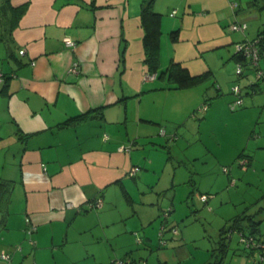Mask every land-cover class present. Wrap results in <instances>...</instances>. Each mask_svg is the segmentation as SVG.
<instances>
[{"label":"crops","instance_id":"1","mask_svg":"<svg viewBox=\"0 0 264 264\" xmlns=\"http://www.w3.org/2000/svg\"><path fill=\"white\" fill-rule=\"evenodd\" d=\"M141 3L0 0L2 18L9 22L3 37L8 50L0 53V179L12 185L0 229V264H8L2 252L10 255V264L126 259L130 264H210L214 253L202 250L204 239H187L185 231L179 237L177 231L161 246L156 237L160 223L153 219L166 207V200L158 198L166 194V177L163 170L153 178L154 164L137 148L166 139V128L159 126L166 117V102H160L166 97V77L150 75L145 64ZM231 3L239 4L232 9ZM176 9L185 16L182 22L195 11L219 23L222 12L228 13V29L234 22H255L254 31L247 28L230 40L234 45L255 40L264 29V0H155L161 32L166 27L162 16ZM261 51L264 69V45ZM175 60L192 75L211 72L205 63L192 70ZM158 66L166 69L159 54ZM244 71L246 94L254 104H264V83L254 80L247 64ZM236 97L242 105L241 94L240 103ZM84 114L90 118L60 126ZM243 158L239 165H250L251 157ZM98 200L100 208H88ZM27 217L34 232L26 231ZM140 227L142 239L136 233Z\"/></svg>","mask_w":264,"mask_h":264},{"label":"rangeland","instance_id":"2","mask_svg":"<svg viewBox=\"0 0 264 264\" xmlns=\"http://www.w3.org/2000/svg\"><path fill=\"white\" fill-rule=\"evenodd\" d=\"M181 14L176 9L175 17L167 12L162 16L166 27L159 38V61L161 58L168 67L171 61L182 59L192 70L206 64L212 78L189 90H168L172 85L166 81V97L160 100L166 102V117L159 125L166 128V139L137 148L141 157L146 156L154 164L157 172L153 178H159L163 170L166 177V194L158 197L166 200V207L153 219L160 223L156 237L162 215L171 210L167 224L174 226L178 234L185 231L187 239H204L202 250L214 253L210 264L222 259V264H264L257 253L247 252L239 242L238 232L230 228L233 219L264 208V104H254L251 95L246 94L244 77L235 75V45L231 42L238 40L240 32L228 29L229 14L222 12L220 23L215 16L200 18L199 11L182 22L185 16ZM8 25L7 17L3 20L0 12V53L8 50L9 44L3 38ZM256 26L255 22L247 23L248 32ZM176 30L173 40L170 35ZM223 42L230 44L221 45ZM236 85L244 102L240 106L232 94ZM187 93L192 96L187 97ZM192 104L196 106L190 109ZM203 106L207 107L205 112L200 111ZM244 156L251 157L246 167L239 165ZM201 194L209 196L207 204L199 201ZM255 219L261 220L259 228L264 234V212ZM138 230L137 238L142 239L141 227ZM172 236L176 235L165 233V239ZM2 237L0 233V240Z\"/></svg>","mask_w":264,"mask_h":264},{"label":"trees","instance_id":"3","mask_svg":"<svg viewBox=\"0 0 264 264\" xmlns=\"http://www.w3.org/2000/svg\"><path fill=\"white\" fill-rule=\"evenodd\" d=\"M155 0H142L140 6V22L144 29L143 36V49H144V61L148 68L150 75L157 74L158 78L166 77V81L172 86H168L170 89H186L191 88L195 85L201 84L211 77V72L206 71L201 74L192 75L187 68L183 67L179 62L171 61L169 66L164 70H159L158 66V54H159V38L161 35L160 31V15L155 13L153 10V4ZM256 4L258 0H255ZM21 11L22 9H18ZM17 10V11H18ZM178 31L171 32V38L176 40ZM260 54H262L261 46L264 45V29L259 33L257 38ZM252 40V41H255ZM236 62H242L243 56L238 53L233 55ZM90 118L89 114L80 115L78 117L67 120L60 124V126L69 125L72 121L80 118ZM11 182L3 181L0 179V229L4 227L6 216L8 214V204L10 201ZM264 212V208H261L256 214L241 216L237 219H233L231 230L237 231L246 237H252L259 243L264 242V234H261L259 229L260 220H256L255 217ZM231 231V232H233ZM223 244V243H222ZM224 247V244H223ZM251 254L255 251H247ZM222 260L215 264H222Z\"/></svg>","mask_w":264,"mask_h":264},{"label":"built area","instance_id":"4","mask_svg":"<svg viewBox=\"0 0 264 264\" xmlns=\"http://www.w3.org/2000/svg\"><path fill=\"white\" fill-rule=\"evenodd\" d=\"M238 6L237 3H231L230 4V8L232 9H236ZM175 14V11L172 12L171 16H173ZM230 29L232 31H245L247 29V24L246 23H238V22H234L230 25ZM67 44H72L70 41H67ZM235 52L238 54H241L244 58V60L241 62H236V67H235V74L237 76H242L243 75V68L245 67V64H247L254 72V80L256 82H264V69H261L259 67V61L261 58V54L259 51V46H258V40L255 41H243L240 43L235 44ZM20 54H23L24 51H20ZM76 71V67L73 66L71 68V72H75ZM0 78H1V73H0ZM232 92L233 94H235L236 96H238L241 94L240 88L238 85L234 86L232 88ZM238 103H240V98L238 99ZM206 106H203L201 108V110H205ZM138 170V168H134L131 171V174L135 173ZM225 173H227V170L224 169L223 170ZM201 201L203 203H206L208 200V197L206 195L201 196L200 197ZM102 205L101 201H97L96 203H91L90 205H88V208H100ZM170 210L166 211L162 216V222L159 228V232H158V240H159V244L161 246H164L166 244V239H165V233L166 232H171L172 234H176L177 233V229L174 228V226H169L167 224V216ZM26 231L28 233L34 232L35 231V226L31 223L30 218H26ZM239 242L242 243L245 246V249L247 248L249 251H255V253L258 254V257L260 259V261H264V242L259 243L257 240L253 239L252 237H246L243 236L242 234H239ZM33 242H31L32 245ZM1 259H3L4 261L8 262V264H10V255L3 253L1 254ZM114 264H130V259H126V260H116L114 262Z\"/></svg>","mask_w":264,"mask_h":264}]
</instances>
